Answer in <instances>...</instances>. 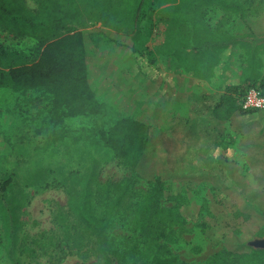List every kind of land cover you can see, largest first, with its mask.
I'll return each mask as SVG.
<instances>
[{"label":"rangeland","instance_id":"1","mask_svg":"<svg viewBox=\"0 0 264 264\" xmlns=\"http://www.w3.org/2000/svg\"><path fill=\"white\" fill-rule=\"evenodd\" d=\"M23 1L29 10L36 9L35 0ZM77 1L92 12L71 25L83 39L88 84L98 110L67 118L52 107L46 86L18 91L0 87V264H100L91 236L66 213L71 187L67 176L72 172L90 181L93 210L108 216V234L116 245L124 249L136 242L133 257L124 264H148L152 239L184 264H204L221 247L255 249L246 242L264 236V110L233 114L226 121L208 118L213 144L194 137L198 152L175 158L170 172L160 164L156 172L135 173L107 148L72 144L68 138L47 149L43 143L53 133L66 136L99 127L106 131L126 116L155 130L172 126L180 115L169 109L181 101L173 102L163 88L165 73L176 64L205 74L219 93L225 86L243 91L258 85L264 76V0H240L242 18L204 8L202 29L218 36L206 48L193 44L196 33L188 24L176 32L161 21L165 13L154 11L141 21L140 33L132 35V22L122 15L119 0ZM97 33L107 41L93 42L91 36ZM0 42L23 53L34 43L1 31ZM123 177L135 194L112 210L101 186L110 191ZM153 185L159 188L158 205L179 206L183 215L182 221L165 227L160 239L138 236L130 222L131 203ZM10 200L15 203L12 216L6 203ZM56 210L71 226L69 241L58 240ZM47 236L56 245L39 248Z\"/></svg>","mask_w":264,"mask_h":264},{"label":"trees","instance_id":"2","mask_svg":"<svg viewBox=\"0 0 264 264\" xmlns=\"http://www.w3.org/2000/svg\"><path fill=\"white\" fill-rule=\"evenodd\" d=\"M36 9L29 10L23 0H0V31L14 38H27L34 41L27 53L17 51L0 42V87L18 91L23 87L46 86L51 93V105L59 110L63 117L73 118L78 115L94 114L98 102L87 79L85 50L82 36L71 24L84 14L77 0H35ZM122 15L132 22V35L140 33L141 21L150 17L154 11L165 13L160 20L168 23L174 31H180L184 24L196 33L193 44L202 48L211 45L218 36L202 29L203 9L216 7L244 16L243 2L240 0H119ZM162 6V7H161ZM159 14V15H160ZM111 15V14H110ZM202 30V33H199ZM93 42H105L103 34H92ZM257 86L264 94V76ZM247 89V88H246ZM245 89V90H246ZM245 90L235 86H225L221 93L205 95L198 98V105L193 110L197 116L192 123L191 132L209 141L214 132L209 131L208 118L226 121L233 114L247 115L255 110H242L238 99ZM195 118V119H196ZM182 124V123H181ZM177 127V126H176ZM196 127V128H195ZM195 128V129H194ZM185 128L170 131H156L149 125L132 118L120 117L106 130L100 127L95 131L78 129L76 133L64 135L53 133L43 143V148L56 146L68 138L72 144L79 142L91 147H104L120 159L128 169L139 173L141 170L156 172L161 164L170 172V162L180 159L182 154H196L194 136H187ZM213 139V138H212ZM199 150V149H198ZM176 159V160H177ZM157 174V173H156ZM70 188L65 202L66 213L92 238V248L100 264H124L125 258H132L136 242L126 248H120L108 234L109 218L93 210L92 190L89 180L72 172L67 176ZM3 184L2 189L4 188ZM158 185L138 196L131 203L130 222L138 236L164 238L165 227L182 221L179 206L161 207L158 205ZM106 196L108 207L119 208L134 193L131 181L123 177L108 186H101ZM110 193V194H109ZM107 194V195H106ZM1 202V201H0ZM12 216L15 207L10 200ZM14 203V204H13ZM53 218L60 232L59 241L71 239V226L63 212L56 210ZM14 229V224L8 220ZM151 241V240H150ZM53 236L38 247L55 246ZM151 257L148 264H184L177 256L171 254L159 242L153 239L149 245ZM232 250L221 247L204 264H264V250L244 247V250ZM77 264V263H75Z\"/></svg>","mask_w":264,"mask_h":264},{"label":"crops","instance_id":"3","mask_svg":"<svg viewBox=\"0 0 264 264\" xmlns=\"http://www.w3.org/2000/svg\"><path fill=\"white\" fill-rule=\"evenodd\" d=\"M181 65L176 64L173 67L172 72L165 73L164 80H166V86H164V90L173 96V102L181 101V104L175 105V103L172 105V107L169 109V111L173 114H178L180 116L176 117L177 120H175V123L172 126L164 127L162 129H157L156 131H170L174 128H185V132L187 130V136L196 137V134H193L194 132H191V126L192 123L196 121L197 126V116L193 110L198 105V98L205 96V95H212L215 92L219 94L221 90L214 91L212 88L210 82L207 80V77L203 73H197L193 69H187L183 67L181 69ZM164 111H159L158 114H163ZM196 118V119H195ZM157 119L160 121H164L165 118L161 116H157ZM213 119V118H212ZM214 120V119H213ZM217 121V120H215ZM182 123V124H181ZM209 125V123H208ZM177 126V127H176ZM150 128H152L150 126ZM196 128V127H195ZM194 128V129H195ZM155 130L154 128H152ZM214 138V136L212 137ZM212 138H210V142L213 144ZM208 142V141H206ZM205 143L201 144L204 145Z\"/></svg>","mask_w":264,"mask_h":264},{"label":"built area","instance_id":"4","mask_svg":"<svg viewBox=\"0 0 264 264\" xmlns=\"http://www.w3.org/2000/svg\"><path fill=\"white\" fill-rule=\"evenodd\" d=\"M237 103L242 110L262 111L264 110V94L257 86H250Z\"/></svg>","mask_w":264,"mask_h":264},{"label":"water","instance_id":"5","mask_svg":"<svg viewBox=\"0 0 264 264\" xmlns=\"http://www.w3.org/2000/svg\"><path fill=\"white\" fill-rule=\"evenodd\" d=\"M264 214V212H263ZM246 245L255 248V249H263L264 250V236L260 237V238H254L252 240H249L248 242H246ZM115 264V263H113Z\"/></svg>","mask_w":264,"mask_h":264}]
</instances>
